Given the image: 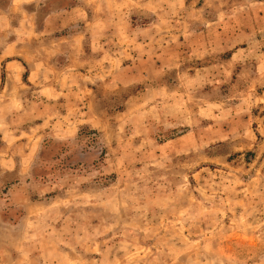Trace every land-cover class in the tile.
Listing matches in <instances>:
<instances>
[{"label":"rangeland","instance_id":"rangeland-1","mask_svg":"<svg viewBox=\"0 0 264 264\" xmlns=\"http://www.w3.org/2000/svg\"><path fill=\"white\" fill-rule=\"evenodd\" d=\"M0 264H264V0H0Z\"/></svg>","mask_w":264,"mask_h":264}]
</instances>
